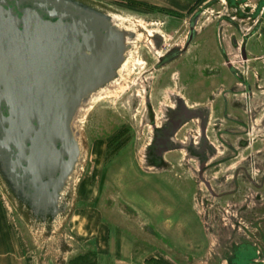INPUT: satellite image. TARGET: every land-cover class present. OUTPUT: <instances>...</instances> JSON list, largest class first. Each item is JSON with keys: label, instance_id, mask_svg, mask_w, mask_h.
<instances>
[{"label": "rangeland", "instance_id": "374dc122", "mask_svg": "<svg viewBox=\"0 0 264 264\" xmlns=\"http://www.w3.org/2000/svg\"><path fill=\"white\" fill-rule=\"evenodd\" d=\"M90 1L110 13L127 18L128 24L140 25L137 28L141 29L139 39L141 32L144 36L138 43V53L133 54L121 72L122 81L113 83L108 91L101 93L84 110L86 112L93 107L86 113L81 125V137L88 157L73 196L75 207L61 227L33 235L32 228L21 219L0 188L3 200L10 203L36 241V246L56 255L61 262L217 264L213 263V257L211 263L208 262L211 258L209 250L216 251L219 243L209 235L208 228L213 226L211 222L215 219H225L232 209L224 201H217L216 208L207 206L211 198L204 185L196 181L189 171L195 162L188 160L185 154L169 157L170 168L163 173L154 174L147 170L143 155L152 135L148 122V102L152 104L154 114L162 117L165 108L172 103L174 93L184 94L191 104L203 103L209 98L219 99L220 91L235 83L226 72L216 42L215 24L220 21L226 27L225 41L230 58L253 84L257 94L256 104L264 103V46L258 36H250L247 40L249 61L245 64L241 49L237 50L230 44L233 36L242 43L245 40L243 35L248 34L245 31L250 27L257 30L264 23V0H243L242 8L248 14L255 13L259 21L256 23V19H246L240 22L245 29L241 34L231 27L234 24L232 21L225 20L233 14V9L227 3L235 0H200L185 13L160 5L156 0ZM201 9L206 13L199 22V28L205 27L210 20L214 21L206 27L204 35L187 54L164 68H155L158 55L184 44L191 12ZM123 17L115 18L123 24ZM158 33L163 48L157 51L151 35ZM134 60L136 65L132 68ZM146 61L149 63L147 66ZM149 85L152 86V93L148 98L146 89ZM239 100L244 109L236 113L244 117L246 98L239 97ZM258 124L254 135L248 139L252 142V138H255V144L242 148L241 158L222 170L230 168L228 173H231L235 164L247 162L251 151L264 148V111L259 116ZM259 169L258 166V174ZM218 176L219 172H214L215 184ZM85 206H95L99 210L92 211L99 223L97 228L104 235L103 240L91 239L90 235L85 234L80 240L74 220ZM78 239L80 242H77Z\"/></svg>", "mask_w": 264, "mask_h": 264}, {"label": "water", "instance_id": "95a60500", "mask_svg": "<svg viewBox=\"0 0 264 264\" xmlns=\"http://www.w3.org/2000/svg\"><path fill=\"white\" fill-rule=\"evenodd\" d=\"M119 16L90 0H0V188L33 235L70 217L84 110L138 53L140 25Z\"/></svg>", "mask_w": 264, "mask_h": 264}, {"label": "flooded vegetation", "instance_id": "af4514ba", "mask_svg": "<svg viewBox=\"0 0 264 264\" xmlns=\"http://www.w3.org/2000/svg\"><path fill=\"white\" fill-rule=\"evenodd\" d=\"M227 4L233 9V14L225 20L232 21L234 24L231 27L238 33L245 30L240 22L246 19H256V23L259 21L255 13L248 14L242 8L243 0L228 1ZM205 13L206 10L202 9L191 13L184 44L158 55L155 68H164L190 51L206 32V27L214 22L209 18V24L199 28V22ZM215 30L226 72L235 83L223 88L219 99L209 98L203 103L191 104L184 94L174 93L172 103L165 108L162 117L154 114L155 110L148 102V122L152 135L145 148L143 164L152 173L160 174L169 170L171 156L185 154L188 160H193L195 164H192L189 171L208 192L211 199L207 206L216 208L218 202L224 201L232 209L228 211L225 219H215L211 222L213 226L208 228L209 235L219 242L216 251L209 250L211 258L208 262L211 263L213 257V263L217 264H264V148L251 151L247 162L235 164L231 173H228L230 168L222 170L241 158L242 148L255 144V138H252V142L248 139L259 127L258 120L264 111V103L256 104L257 94L253 84L230 58L224 24L219 21L215 24ZM256 31L254 27L245 31L248 34L243 35L245 40L242 43L234 36L231 38L230 44L237 50L241 49L245 64L249 61L247 40ZM158 35L159 33L151 35L157 51L163 48ZM148 64L146 61L145 65ZM212 75L215 76L216 73ZM144 79L147 81L146 76ZM151 93L152 86L149 85L146 97ZM243 96L246 98L244 117L236 113L244 109L239 100ZM258 166L261 168L260 174ZM214 172H219L216 184L213 181ZM232 198L235 200L226 201Z\"/></svg>", "mask_w": 264, "mask_h": 264}, {"label": "crops", "instance_id": "0c3cea01", "mask_svg": "<svg viewBox=\"0 0 264 264\" xmlns=\"http://www.w3.org/2000/svg\"><path fill=\"white\" fill-rule=\"evenodd\" d=\"M139 1L148 2L154 0ZM156 1L160 5L171 7L179 12L185 13L191 10V6L200 0ZM254 36H258V39L264 46V23H261L257 28ZM92 210L99 211L95 206L90 208L85 206L80 210V214L75 217L76 228H74L78 231L80 240L83 234L90 235L91 239L96 238L98 241L104 238V235L101 234L102 230L97 228L99 223L94 219V211ZM80 240L78 239L77 242H80ZM56 258V255H52L50 252H44L40 247L36 246V241L26 230L24 223L17 216L10 203L3 200V196L0 193V264H70V260L61 262Z\"/></svg>", "mask_w": 264, "mask_h": 264}, {"label": "bare ground", "instance_id": "6f19581e", "mask_svg": "<svg viewBox=\"0 0 264 264\" xmlns=\"http://www.w3.org/2000/svg\"><path fill=\"white\" fill-rule=\"evenodd\" d=\"M117 82H118V81H116L115 83H117ZM112 85H113V84H112ZM111 87H112V86H111ZM111 87H109V89H110ZM109 89H107V90H105V91H103V92H106V91H108ZM103 92H102V93H103ZM100 94H101V93H100ZM100 94H99V95H100ZM99 95H97L95 98H97ZM95 98H94V99H95Z\"/></svg>", "mask_w": 264, "mask_h": 264}]
</instances>
